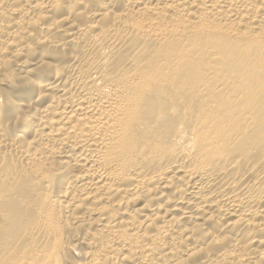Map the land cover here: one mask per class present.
I'll return each instance as SVG.
<instances>
[{
	"label": "bare ground",
	"instance_id": "obj_1",
	"mask_svg": "<svg viewBox=\"0 0 264 264\" xmlns=\"http://www.w3.org/2000/svg\"><path fill=\"white\" fill-rule=\"evenodd\" d=\"M0 264H264V0H0Z\"/></svg>",
	"mask_w": 264,
	"mask_h": 264
}]
</instances>
